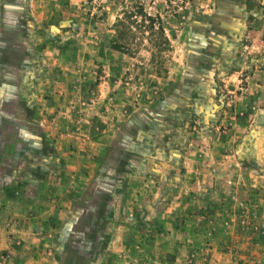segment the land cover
<instances>
[{"label": "rangeland", "instance_id": "rangeland-1", "mask_svg": "<svg viewBox=\"0 0 264 264\" xmlns=\"http://www.w3.org/2000/svg\"><path fill=\"white\" fill-rule=\"evenodd\" d=\"M1 2L0 39L17 38L19 60L50 58V67L43 66L61 90L55 123L42 126L47 135L50 130L43 146L56 158V174H47L52 162L42 158L31 164L16 158L6 170L38 168L34 181L42 188H78L87 182L77 173L80 163L114 168L119 150L128 152L122 154L125 168L142 169L145 156H157H149L147 165H166L169 181L180 167L264 169V0ZM129 119L132 125H126ZM16 128L20 136L27 131ZM109 174L90 183L102 185ZM222 175V192L212 191L218 201L247 194L234 175ZM254 187L256 207L239 202L237 225L258 234L264 264V186ZM44 190L42 199L54 197ZM229 191L238 196L229 197ZM24 195L31 198L30 190ZM87 199L79 209L82 221L72 223V243L65 241L67 263L94 264L97 251L110 243L98 236L111 233L112 224L100 222L94 195ZM255 209L261 212L256 224ZM36 227L41 231L45 224Z\"/></svg>", "mask_w": 264, "mask_h": 264}, {"label": "crops", "instance_id": "crops-1", "mask_svg": "<svg viewBox=\"0 0 264 264\" xmlns=\"http://www.w3.org/2000/svg\"><path fill=\"white\" fill-rule=\"evenodd\" d=\"M1 5L0 0V10ZM16 41L0 39V250L8 254L7 264H71L66 260L69 248L65 241L72 243V223L82 221L79 209L92 195L101 213L100 222L112 224L111 233L98 236L110 243L97 251L99 259L94 264H259L263 242L256 232L244 233L237 225L238 203L255 206L259 186L254 185L264 186V169L259 166L225 167L217 172L199 165L180 167L172 170L175 178L169 181L166 165H147L149 156H157H145L142 169L125 168L122 154L128 152L119 150L122 157L114 168L97 166L94 170L80 163L77 173L87 182L78 188L62 183H48L42 188L34 181L40 174L38 168L6 170L16 158L52 162L49 176L57 169L55 156L43 146L48 143L50 130L47 135L42 126L55 123L61 90L47 68L50 58L40 63L29 56L19 60L14 56ZM126 122L132 125L134 121ZM25 126L27 131L17 135L16 127ZM57 171L61 173L62 168ZM72 171L71 167L67 170ZM108 173L112 177L103 179L106 182L102 185L90 183L93 176L97 180ZM223 173L234 175L241 185L238 187L248 190L240 197L243 201L230 191L229 197L231 194L235 200L218 201L220 197L214 192H222L219 185ZM27 189L31 198L24 195ZM41 190H51L54 197L42 199ZM255 210L256 224L261 212ZM116 223L122 226L118 233L114 231ZM37 224H45L44 230L40 231Z\"/></svg>", "mask_w": 264, "mask_h": 264}, {"label": "built area", "instance_id": "built-area-1", "mask_svg": "<svg viewBox=\"0 0 264 264\" xmlns=\"http://www.w3.org/2000/svg\"><path fill=\"white\" fill-rule=\"evenodd\" d=\"M243 222H246V219L245 220H243ZM8 254L5 252V251H3V250H0V264H7V262H8ZM194 258V256H192L191 258H190V261L192 260ZM188 262H189V260H188Z\"/></svg>", "mask_w": 264, "mask_h": 264}, {"label": "trees", "instance_id": "trees-1", "mask_svg": "<svg viewBox=\"0 0 264 264\" xmlns=\"http://www.w3.org/2000/svg\"><path fill=\"white\" fill-rule=\"evenodd\" d=\"M162 29H163V27H162Z\"/></svg>", "mask_w": 264, "mask_h": 264}]
</instances>
